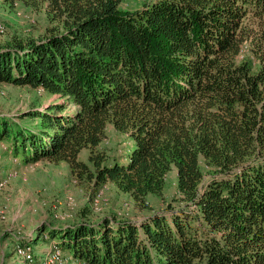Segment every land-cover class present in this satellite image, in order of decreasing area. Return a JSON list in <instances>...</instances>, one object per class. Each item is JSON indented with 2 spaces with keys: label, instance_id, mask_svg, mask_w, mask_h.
<instances>
[{
  "label": "trees",
  "instance_id": "trees-1",
  "mask_svg": "<svg viewBox=\"0 0 264 264\" xmlns=\"http://www.w3.org/2000/svg\"><path fill=\"white\" fill-rule=\"evenodd\" d=\"M0 1L53 24L0 48V84L56 97L0 118L9 155L65 162L139 205L176 170L180 195L140 222L41 227L31 242L83 264H264V0ZM109 124L131 142L121 159L97 151Z\"/></svg>",
  "mask_w": 264,
  "mask_h": 264
},
{
  "label": "rangeland",
  "instance_id": "rangeland-1",
  "mask_svg": "<svg viewBox=\"0 0 264 264\" xmlns=\"http://www.w3.org/2000/svg\"><path fill=\"white\" fill-rule=\"evenodd\" d=\"M142 2L127 0L128 8H138ZM0 25L5 27L0 33V48L16 40L42 38L53 26L44 7L35 9L23 1L14 7L0 1ZM55 99L31 87L0 84V118H16L34 105L45 107ZM130 147V140L109 124L97 151L110 159H121ZM0 150V264H29L27 260L30 264H48L46 258L56 252L51 238H43L41 244L30 241L41 227L63 228L104 218L140 222L166 212L167 204L180 197L176 170L167 175L162 196L151 195L139 205L112 183L95 191L87 182H79L65 162L24 163L9 155L4 142H0ZM89 155V150L84 149L79 159L89 162ZM22 242L34 245L24 248ZM57 252L61 254L59 262L50 264H83L64 249Z\"/></svg>",
  "mask_w": 264,
  "mask_h": 264
},
{
  "label": "bare ground",
  "instance_id": "bare-ground-1",
  "mask_svg": "<svg viewBox=\"0 0 264 264\" xmlns=\"http://www.w3.org/2000/svg\"><path fill=\"white\" fill-rule=\"evenodd\" d=\"M4 31H5V27L3 25H0V33L3 34ZM57 251H59V249L56 248V252H53L55 254H53L52 257H47L46 258V261H47L48 264L53 263V262H59V258H61V254H60V252H57ZM70 264H79V263L73 261Z\"/></svg>",
  "mask_w": 264,
  "mask_h": 264
},
{
  "label": "crops",
  "instance_id": "crops-1",
  "mask_svg": "<svg viewBox=\"0 0 264 264\" xmlns=\"http://www.w3.org/2000/svg\"><path fill=\"white\" fill-rule=\"evenodd\" d=\"M36 246V245H35ZM37 248V247H36ZM35 248V249H36ZM46 251H47V249L46 248H44V253H43V256H45V253H46ZM67 254V253H66ZM70 255V254H69Z\"/></svg>",
  "mask_w": 264,
  "mask_h": 264
}]
</instances>
